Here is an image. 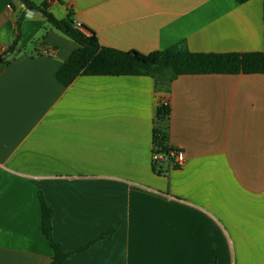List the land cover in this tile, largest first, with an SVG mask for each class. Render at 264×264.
Returning a JSON list of instances; mask_svg holds the SVG:
<instances>
[{"label": "crops", "instance_id": "0c3cea01", "mask_svg": "<svg viewBox=\"0 0 264 264\" xmlns=\"http://www.w3.org/2000/svg\"><path fill=\"white\" fill-rule=\"evenodd\" d=\"M29 1L126 52H264V0ZM11 2L0 0L1 52L24 11ZM20 31L21 52L0 66V264L55 258L40 194L71 253L63 264H264V75H183L159 88L148 76H79L64 87L56 73L78 43L39 11H25ZM160 126L186 162L157 173ZM118 219L112 238L79 252Z\"/></svg>", "mask_w": 264, "mask_h": 264}, {"label": "trees", "instance_id": "16d2710c", "mask_svg": "<svg viewBox=\"0 0 264 264\" xmlns=\"http://www.w3.org/2000/svg\"><path fill=\"white\" fill-rule=\"evenodd\" d=\"M22 1L28 9H37L49 24L55 26L60 33L71 38L79 45L56 73L58 83L64 87H68L79 76H148L154 79L156 88H159L160 86L171 85L173 81L183 75H264L263 51L247 54L194 53L185 43H180L174 47L152 53L126 52L102 46L94 32L84 33V31L75 28V22L73 21H59L47 10L49 7L46 4L37 7L29 0ZM235 1L245 4L250 0ZM24 18L25 11H22L17 23L18 30L14 44L9 49L3 52L0 51V66L7 65L10 62L9 58H14L21 52L18 45ZM168 117H170V108L159 106L157 109L159 123H163ZM167 141L166 131L161 126L157 127L154 130V146L161 149V152L170 153L174 148H170ZM40 201L42 230L55 252V258L51 264H63L71 253L64 251L62 246L54 241V210L42 194H40ZM119 226L120 220L118 219L106 233L83 247L79 252L85 251L95 242L112 238L118 231ZM213 264H218L216 257Z\"/></svg>", "mask_w": 264, "mask_h": 264}, {"label": "built area", "instance_id": "2783aa9c", "mask_svg": "<svg viewBox=\"0 0 264 264\" xmlns=\"http://www.w3.org/2000/svg\"><path fill=\"white\" fill-rule=\"evenodd\" d=\"M12 7H14V2H11L7 8L11 9ZM75 28L80 29L81 31L84 30V26L79 21L75 22ZM54 53L55 52L52 49H48L45 51V55H52ZM159 106L169 107L170 101H163L159 104ZM158 149L159 148L154 146L152 152L153 167L155 168L156 172H162V166L164 163H168V165H170L172 168H179L185 164L186 156L181 149L174 148L170 153L161 152V149Z\"/></svg>", "mask_w": 264, "mask_h": 264}, {"label": "water", "instance_id": "95a60500", "mask_svg": "<svg viewBox=\"0 0 264 264\" xmlns=\"http://www.w3.org/2000/svg\"><path fill=\"white\" fill-rule=\"evenodd\" d=\"M13 2L15 4V6H17V8L24 9V11H26L29 16H33L34 14L37 15V10L36 9H28L27 5L25 3H23L22 0H16Z\"/></svg>", "mask_w": 264, "mask_h": 264}]
</instances>
